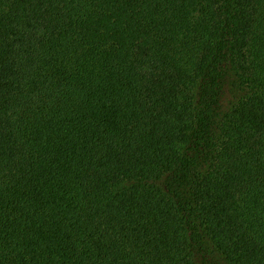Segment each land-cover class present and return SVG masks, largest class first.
<instances>
[{
	"label": "trees",
	"instance_id": "trees-1",
	"mask_svg": "<svg viewBox=\"0 0 264 264\" xmlns=\"http://www.w3.org/2000/svg\"><path fill=\"white\" fill-rule=\"evenodd\" d=\"M0 264H264V0H0Z\"/></svg>",
	"mask_w": 264,
	"mask_h": 264
}]
</instances>
